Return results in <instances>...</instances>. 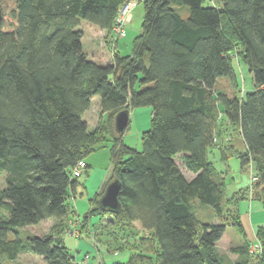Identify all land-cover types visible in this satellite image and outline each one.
Returning <instances> with one entry per match:
<instances>
[{
    "label": "trees",
    "instance_id": "1",
    "mask_svg": "<svg viewBox=\"0 0 264 264\" xmlns=\"http://www.w3.org/2000/svg\"><path fill=\"white\" fill-rule=\"evenodd\" d=\"M128 1L14 0L8 11L0 5V264L25 252L40 256L33 264H77L62 236L72 212L67 200L80 183L72 169L104 141L106 185L119 181V208L99 204L103 188L78 225L83 232L90 216L110 214L127 228L137 250L125 264H226L215 244L228 224L242 230L238 202L256 198L264 208V0H139L143 17L130 53L90 59L80 20L111 33ZM234 57L252 75L245 93ZM224 78L239 89L229 94L219 85ZM93 96L103 115L88 129L82 116ZM138 106L151 107L140 149L125 144V131L113 124L117 112ZM224 123L243 142L241 167L259 176L251 194L246 187L226 196L224 177L207 158L208 149L229 144ZM204 204L210 208L200 218L194 210ZM48 218L55 220L49 232L19 236L18 227ZM255 237L259 253L247 240L230 248L237 264H264V226Z\"/></svg>",
    "mask_w": 264,
    "mask_h": 264
},
{
    "label": "rangeland",
    "instance_id": "2",
    "mask_svg": "<svg viewBox=\"0 0 264 264\" xmlns=\"http://www.w3.org/2000/svg\"><path fill=\"white\" fill-rule=\"evenodd\" d=\"M130 0V4H133L130 9V19L126 21L124 26V34L118 39L117 47L120 43V47L116 48L121 54H128L131 51V44L134 36L140 32L141 22L143 17V4L139 0ZM134 2V3H133ZM213 4H219V0H211ZM0 5L3 11H8L14 6V0H0ZM180 13L183 17H186L188 10L186 7H182ZM78 28L82 30L83 35L81 37V44L83 50L88 54V57L92 59L94 52H108V59H111L115 51L110 33L99 30L100 28L84 19L80 20ZM111 54V55H110ZM105 57V56H104ZM94 56V60H95ZM99 60V59H98ZM100 60L99 62H102ZM233 65L237 73V81L241 87L243 93L253 88V79L251 73L247 70L245 63L241 60L233 58ZM219 85L224 88L229 94L238 90V84L233 85L228 79H221ZM240 94V92H239ZM101 110L99 106L98 96H93L90 101L89 108L83 113V119L88 122V129H92L98 120L101 118ZM130 123L128 128L124 132V143L134 147L136 149L141 148L140 134L143 130L149 128L151 119V107L150 106H138L132 107L129 111ZM224 141L229 144L227 148H220L215 145L207 151V158L212 161L216 171H218L223 177L226 186L225 195L229 196L233 192L238 191L240 188H246L249 182V172L252 170L250 165L241 167L237 151L243 150V142L237 131L232 129L228 124L224 123ZM224 127V126H223ZM221 141V138L218 137ZM109 141H104L97 145L96 149L86 156V160L90 163L88 172L85 170L80 176L77 177L80 182L76 187L73 197H69L67 202L75 210L66 215L68 228L62 234L65 245L70 252L74 255L77 264H119L117 262H124L125 264L129 253L136 251L137 247L130 243L128 240H132L129 235L128 229H122L118 223L108 220L111 215H92L88 218L87 230L80 232L79 219L82 218L85 212H87L91 205L90 198H93L101 187L102 178L108 174L110 176L109 169ZM226 144V143H225ZM231 144V145H230ZM232 147V148H231ZM176 162L180 166L181 170L187 174L181 156H176ZM251 168V169H250ZM253 171V170H252ZM4 186L3 174L0 175V188ZM260 186V185H259ZM258 186V188H259ZM105 188V187H104ZM260 189V188H259ZM253 204L250 207L249 198L241 199L238 202L237 208L240 214V221L242 224V230L240 231L238 226L228 224L226 226V235L223 238L224 243L227 238L237 241L239 238L244 240H252V224L257 227L258 224L264 226V208L259 199L254 198ZM255 205L257 207H255ZM194 210L198 217L205 218L207 216V210L209 205H196ZM69 219V220H68ZM53 218H48L37 224L26 225L18 227L19 236L25 237L27 234H44L49 232L53 223ZM135 228L138 225L135 224ZM140 234H143L141 232ZM147 236V234L144 233ZM143 235V236H144ZM13 236V233L9 235ZM146 240V239H145ZM254 240H257L256 237ZM253 240V241H254ZM252 241V242H253ZM123 246H126L122 248ZM130 249V250H129ZM218 251H222L221 245L217 246ZM2 264H33L41 263L40 256L31 252L20 253L15 260H7L2 258ZM134 264H141L142 261L137 260Z\"/></svg>",
    "mask_w": 264,
    "mask_h": 264
},
{
    "label": "built area",
    "instance_id": "3",
    "mask_svg": "<svg viewBox=\"0 0 264 264\" xmlns=\"http://www.w3.org/2000/svg\"><path fill=\"white\" fill-rule=\"evenodd\" d=\"M132 6L133 4H130V2H126L120 7L118 11V14L115 19V23L111 30V39L113 40L112 42L113 46H115L117 39L124 34V26L126 21L130 19V9L132 8ZM84 167H85L84 161L78 160L76 166L72 169V175L76 177L80 176L85 169ZM258 179H259L258 174L250 170L249 182L247 185V189L250 194L253 192L254 185L257 183ZM248 248L249 251L252 253H259L261 251V243L258 240H254L253 242L249 243ZM78 264H82V263L79 262Z\"/></svg>",
    "mask_w": 264,
    "mask_h": 264
},
{
    "label": "crops",
    "instance_id": "4",
    "mask_svg": "<svg viewBox=\"0 0 264 264\" xmlns=\"http://www.w3.org/2000/svg\"><path fill=\"white\" fill-rule=\"evenodd\" d=\"M99 30H101V29H99ZM101 31H104V30H101ZM105 32V31H104ZM110 35H111V33H110ZM120 47V43H119V45H118V47H117V45L115 46V51H116V48H117V50H118V48ZM85 52V51H84ZM118 53H120L119 51H117ZM87 54V53H86ZM121 54V53H120ZM107 55H108V52L107 53H105V52H101V51H99L98 53L97 52H94V54H93V57H92V59L94 60V56L96 57L95 58V60L94 61H96V62H99L100 60H103L102 62H100V63H105V62H107V61H109L110 59H108V57H107ZM111 55V54H110ZM87 56H88V54H87ZM105 56V57H104ZM99 59V60H98ZM103 115V114H102ZM99 121V120H98ZM130 123V122H129ZM87 124H88V122H87ZM97 124V123H96ZM231 145V144H230ZM232 148V147H231ZM108 153H109V148H108ZM85 161H86V164L88 165V167H90V163L86 160V157H85ZM109 161H110V154H109ZM110 164H109V169H110ZM87 172H88V169H87ZM188 175V177H191L193 174L192 173H189V174H187ZM107 179H108V174H106L105 176H104V178H102V184H101V187L99 188V190H98V192H101L102 190H103V188H104V186L106 185V182H107ZM97 192V193H98ZM71 197H73V196H71ZM253 199H251V198H249V203H250V207L252 208V204H253ZM255 207H257L256 205H255ZM70 210H72V211H74L75 212V210H74V208L72 207V206H70ZM86 213V212H85ZM84 213V214H85ZM69 220V219H68ZM79 221V220H78ZM79 226V228H80V225H76L75 227L77 228ZM258 226H263V225H261V224H258L257 225V227ZM257 227H255V225L254 224H252V232H253V239L252 240H248V242L249 243H251L254 239H255V230H256V228ZM47 233V232H46ZM226 235V228H225V231H224V233L222 234V236H221V238L216 242V244H215V249H216V251H217V253L223 258V261L226 263V264H237L236 262H237V260L239 259L238 258V254L236 253V252H232V251H230V248L231 247H234V246H237V245H241L243 242H244V239H238L237 241H233V240H231V239H229V238H227L226 239V241L224 242V243H222L223 242V238H225L224 236ZM221 245V248H222V251H218L217 250V246L218 245Z\"/></svg>",
    "mask_w": 264,
    "mask_h": 264
},
{
    "label": "water",
    "instance_id": "5",
    "mask_svg": "<svg viewBox=\"0 0 264 264\" xmlns=\"http://www.w3.org/2000/svg\"><path fill=\"white\" fill-rule=\"evenodd\" d=\"M3 14L0 8V20L2 19ZM130 122L129 111L128 109H122L117 112L114 116V130L118 133H122L128 127ZM120 188V183L117 179L110 181L104 188L102 195L99 198V204L110 211H117L119 208V201L117 198L118 191Z\"/></svg>",
    "mask_w": 264,
    "mask_h": 264
},
{
    "label": "bare ground",
    "instance_id": "6",
    "mask_svg": "<svg viewBox=\"0 0 264 264\" xmlns=\"http://www.w3.org/2000/svg\"><path fill=\"white\" fill-rule=\"evenodd\" d=\"M79 160H83L84 163H85V166L87 165L85 159H79ZM76 163H77V162H76ZM75 166H76V164L74 165V167H75ZM74 167H73V168H74ZM84 168H85V167H84Z\"/></svg>",
    "mask_w": 264,
    "mask_h": 264
}]
</instances>
